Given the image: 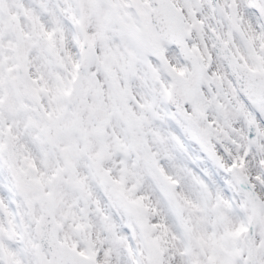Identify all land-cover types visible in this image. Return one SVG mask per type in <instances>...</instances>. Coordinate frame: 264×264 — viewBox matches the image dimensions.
Listing matches in <instances>:
<instances>
[{
	"label": "snow or ice",
	"instance_id": "snow-or-ice-1",
	"mask_svg": "<svg viewBox=\"0 0 264 264\" xmlns=\"http://www.w3.org/2000/svg\"><path fill=\"white\" fill-rule=\"evenodd\" d=\"M0 264H264V0H0Z\"/></svg>",
	"mask_w": 264,
	"mask_h": 264
}]
</instances>
